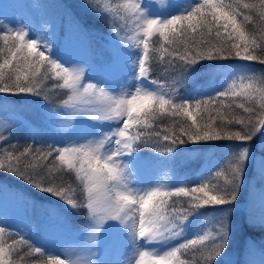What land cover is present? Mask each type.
Here are the masks:
<instances>
[{
    "label": "trees",
    "instance_id": "trees-1",
    "mask_svg": "<svg viewBox=\"0 0 264 264\" xmlns=\"http://www.w3.org/2000/svg\"><path fill=\"white\" fill-rule=\"evenodd\" d=\"M158 2L168 3L170 1L180 2L181 9L174 11H158L152 14V19L167 20L178 15H187V12L200 4L203 0H155ZM241 4V15L237 17L238 22H243V14H248L252 17L251 23H245V28L248 34L255 35L257 38L261 33V20L259 17V3L260 0H239ZM244 3L254 4V9H243ZM52 8L55 14L53 27L56 34L62 36L66 26H74L76 30L81 32L82 43L88 47L89 60L92 64L100 63V57L104 52L107 53V59H110V51L112 47L106 46V37L118 32L126 38L132 36L133 19L130 13H127L121 0H92L87 3L83 1L79 3L74 0H43L42 6ZM12 10L16 9L12 3ZM167 12V13H166ZM0 29V38H1ZM11 33V32H9ZM6 31V36L9 40L15 41V36ZM214 37V34H213ZM108 39V37H107ZM17 41H15L16 43ZM8 43V41H7ZM149 45V59L147 66L149 72L147 78H142L138 84L142 90L164 92L166 95L172 97L176 103L192 102L196 100H213L217 99L221 102L219 105L213 103L210 112H202L204 120L213 123L215 126H220L221 115L223 119V130L227 132H235L243 130L239 124H228L227 120L231 118L230 114L236 117L247 118L249 113L244 110L245 107H252L254 112L251 118L253 121L257 119V114L260 112L261 96L259 88L261 87L260 80L257 79L253 83V88L256 89L250 98L245 96H229L220 97L219 92L227 89L229 86H212L204 84L202 77L208 72L217 68H231L238 63L247 60H240L234 55L228 59L217 60H201L195 65H184L177 57V53L173 52L168 55L165 51L170 47H178L180 52H183L184 45L170 46L163 40L158 31H154L151 36L147 38ZM17 44V43H16ZM108 47V49L106 48ZM46 48H43L45 52ZM57 50V47H56ZM0 63L3 62L7 51L0 47ZM57 58H60L62 63H68L67 59H63L57 52ZM100 54V55H99ZM255 54L264 57V49L255 48ZM99 55V56H98ZM144 52L142 53V56ZM106 57V56H105ZM171 60L173 66L169 67L167 61ZM253 68L248 73V77L264 78V64L258 61H250ZM17 63L13 59V66ZM23 64V62H20ZM250 63V64H251ZM182 69H186L183 70ZM15 71L14 67L4 69L5 76ZM46 72V78L41 84V95L29 93H0V110L10 112L11 109L15 111L20 107H26L29 110H40L39 112L44 122L47 113H58L65 108V101L69 92L66 87L59 88L63 82L56 81L51 77L50 68L46 63L41 67V75ZM16 74L23 75V71H17ZM40 78L39 76L37 77ZM15 77L13 76V80ZM238 80L236 78L235 82ZM241 80V79H240ZM162 85L160 88L157 84ZM248 82V80H247ZM62 91V93H60ZM64 91V93H63ZM256 91H258L256 93ZM203 107V106H202ZM45 111V112H44ZM54 111V112H53ZM172 111L167 105L165 106V113H157L154 119L148 120L145 124L150 125L146 127L145 124L134 125L129 131L135 135L137 131L141 132H155L159 135L151 137L142 136L139 140L133 142V150L128 154L131 162L135 165L150 166L159 177L160 186L153 187V189L160 188L170 192H175L180 187L187 189L199 187L202 183H217L223 184L222 180L215 181L217 173H222L227 170L229 164L233 161L234 156L239 151L240 142L228 139H219L211 141H200L192 143L187 141L184 137L185 143L173 144L171 140H165L164 135L173 134L179 137L182 126H190L191 121L184 116H170L167 113ZM51 113V114H52ZM218 113L220 115H218ZM53 115V114H52ZM209 115L215 118L210 120ZM27 121V118H24ZM200 119V116H197ZM27 124V122H26ZM20 129H14L8 132L2 131L0 134V159L8 163V153H14L19 157L20 153L24 152L25 148H30L31 154L28 157H21V167L25 163L35 165L36 179L41 180L47 184L51 181L56 186L63 185L66 189V195L76 201L78 207L72 208L65 200L60 199L54 195L46 192H41L32 185L26 183L18 176L12 175L4 169H0V194L11 195L19 199L24 206L26 217L30 214L47 217L53 221H57L62 225H66L73 229H81L87 226L89 222V212L86 206L87 193L81 178H78L73 169H69L65 164L57 158L58 145L51 143L45 136L42 135L43 128L46 126L37 124L38 131L34 132L30 125H26ZM49 128V126H48ZM260 129L251 141H248L246 146L250 149L249 155L250 169L245 173L244 180L241 185V192L238 193L236 200L232 205H206L200 208L191 209L189 216L183 224L179 225L181 234L174 240H168L170 243L176 242L179 247L180 244L186 243L188 240L196 239L200 235L209 233L216 235V230L220 226V221L223 220L227 226L226 243L223 250L218 256L209 264H259L264 259V223L260 222V217L264 215V199L259 192L262 190L260 172L261 169H256L261 161H264V127L257 124ZM171 148V151L168 149ZM36 149L41 152L37 155ZM51 150L52 155L46 159H41L45 152ZM206 154L211 155L215 164L209 172L205 175H198L196 170L200 163L204 160L199 158ZM199 158L200 160H195ZM13 163L16 161L13 160ZM45 165L47 167H45ZM51 170V171H49ZM190 170V171H188ZM156 175V176H157ZM7 193V194H6ZM202 194H193L190 192L189 196H171L168 199L169 204L179 201L175 207L182 213L189 209L190 201L193 196ZM224 208H229L233 211V215L222 213ZM172 209L169 208V211ZM230 216V217H229ZM229 218V219H228ZM0 228L6 229L5 233L0 235V239L4 241L5 257L13 264H48L49 255L44 252H36L32 239L22 236L18 231L11 229L8 226L0 225ZM21 241L17 243L15 250L9 252V246L13 245V241ZM206 243H211L208 241ZM31 246V247H30ZM168 246H166L167 248ZM201 246H190L189 249H181L178 256L190 264H205L206 252L200 250ZM171 250V249H170ZM164 251H162L163 254ZM166 252V251H165ZM164 252V253H165ZM52 256V255H51ZM54 257V256H52ZM57 258V257H54Z\"/></svg>",
    "mask_w": 264,
    "mask_h": 264
},
{
    "label": "snow or ice",
    "instance_id": "snow-or-ice-1",
    "mask_svg": "<svg viewBox=\"0 0 264 264\" xmlns=\"http://www.w3.org/2000/svg\"><path fill=\"white\" fill-rule=\"evenodd\" d=\"M133 13L135 21L139 25L142 22L144 26V55L139 58V77L147 78L149 67L147 61L149 59V45L147 38L158 31L160 36L170 46L184 45L183 52H180L178 47H170L166 49L168 55L173 52L177 53V57L184 65H195L201 60H217L228 59L235 56L240 60L258 61L264 64V57L255 54V48L264 49V0L259 3V17L261 20V33L257 38L255 35L248 34L245 28V23H251L252 17L248 14H243V22H238L237 17L241 15V4L239 0H203V4L191 8L187 15L174 16L167 20L149 19L140 8V0H135L134 3L125 6ZM243 9H254L256 5L244 3ZM214 34V37H213ZM11 35V33H9ZM16 38L24 40L25 33L17 31ZM134 39V38H133ZM24 47L27 48V53L24 52ZM39 45L36 42H26L24 46H18L15 41L8 47L7 55L4 56L3 62L0 63V93L13 92V93H29L41 95V84L43 79L46 78V72L41 75V67L43 62L47 61L48 65L53 70L63 73L64 83L59 87H67L72 89L74 95L78 98L79 103L72 104L71 107L79 110V104L91 103V98L79 99L80 88H83L84 93H88L90 89L98 90L102 95L107 96L103 88H100L92 83L82 84L83 69H66L60 64L50 60L42 51H38ZM0 54H3L0 51ZM38 58V59H36ZM13 59L17 63L13 66ZM23 62L21 64L20 62ZM167 64L172 67V61L168 60ZM14 67L15 71L5 76L4 69ZM186 70V69H182ZM17 71H23V75L16 74ZM13 76L15 79L13 80ZM40 77L39 79L37 77ZM247 79L248 84H244L243 80ZM257 79L260 80L261 87L259 94L261 96L260 112L257 114V119L253 121L251 118L254 109L252 107H245L244 110L249 113L247 118L236 117L230 114L231 118L227 120L228 124H239L243 130L235 132H227L223 130V119L221 115V125L215 126L213 123L204 120L202 112H210L211 105L221 103L218 99L213 100H196L192 102L176 103L175 100L160 91L142 90L136 88V94L132 95L131 99L125 97L112 98V103L106 104L103 108L104 115L98 116L91 113L90 119L94 120H114L118 123L122 120L123 127L113 130L109 135L95 146H85L84 148H57L56 152L59 154L58 159L62 164L67 165L69 169H75L76 164H80L77 170V176L83 173L82 182L84 183L87 192L86 206L89 212L90 219L95 223L98 221L118 220L121 224L129 230V236L132 238L133 244L137 240H144L146 243L160 242L176 239L180 234L179 225L183 224L189 216L191 209L200 208L206 205H232L236 200L237 192L239 190L244 168L247 159L249 158V150L246 146L248 141H251L256 135L259 128L257 124L264 127V78L257 77H241L240 90H236L235 81L227 89L219 92L220 97L229 96H245L250 98L253 91V83ZM157 84L156 81H153ZM162 88V85L157 84ZM72 98L70 97V100ZM127 105V107H125ZM168 106L172 111L167 114L170 116H184L191 121L190 126H182L181 134L179 137L164 135V139L171 140L173 144L185 143L184 137L187 141L198 143L200 141H211L219 139L235 140L240 142L239 151L234 156L233 161L229 164V172L224 176L223 184L217 183H202L199 187L189 189L185 187L178 188L174 193L163 190L160 188L148 191L145 195L137 196L127 191L122 172L117 171L118 165L114 157L130 153L133 150V142L139 140L142 136L151 137L159 135L153 132L137 131L135 135L129 131L134 125L145 124L146 121L154 119L157 113L164 114L165 106ZM65 106H69V101H65ZM203 106V107H202ZM127 119H123V117ZM218 115H220L218 113ZM200 116V119H197ZM210 120H215L214 117L209 115ZM146 127L150 125L145 124ZM113 137H119L115 140L116 149H109L101 154V150L106 144H111ZM3 137H0L2 139ZM172 149L169 148L168 151ZM30 148H25L24 152L20 153L17 157L14 153H8V163L0 159V169H4L12 175L18 176L26 183L32 185L41 192H46L62 200H65L72 208H77L78 205L75 200L66 195V189L63 185L56 186L49 181L47 184L41 180H37V173L35 172V165L25 163L21 167V157H28L31 154ZM37 155L41 152L36 149ZM52 152L49 150L45 152L41 159H46L51 156ZM16 162L13 163L12 161ZM103 161V163H101ZM85 163L87 167L85 168ZM45 167H47L45 165ZM51 171V170H49ZM260 174L264 176V167H261ZM224 175L217 173V177ZM111 181V187L108 182ZM105 191L104 196H100L101 190ZM116 191L115 198L112 197V191ZM202 194L193 196L190 201L189 209L184 210L182 213L175 205L179 201L169 204L168 197L171 196H189V194ZM138 205L139 210V228L136 229V221L134 216H130V212L135 211L131 206ZM169 208L172 210L169 211ZM229 208H224L222 213H229ZM128 220L132 224L127 223ZM260 222L264 223V215L260 217ZM6 229L0 228V235L5 233ZM227 237V226L220 221V226L216 230V235L205 233L198 236L196 239L188 240L186 243L180 244L179 247L171 248L163 255H158L153 252H145L137 248L139 251V261L137 264H190V262L181 259L178 253L181 249H189L190 246H201L200 250L206 252L205 264L212 262L216 256L225 247ZM211 241V243H206ZM24 241H13V245L9 246V252L15 250L17 243ZM31 247V246H30ZM36 252H41L39 248L34 249ZM0 264H13L5 257L4 241L0 239ZM48 264H73L70 260L62 258H54L49 255ZM87 264V262H84Z\"/></svg>",
    "mask_w": 264,
    "mask_h": 264
},
{
    "label": "rangeland",
    "instance_id": "rangeland-1",
    "mask_svg": "<svg viewBox=\"0 0 264 264\" xmlns=\"http://www.w3.org/2000/svg\"><path fill=\"white\" fill-rule=\"evenodd\" d=\"M74 1L79 3L87 1L88 3L92 0ZM134 2L135 0H121V4L124 7ZM12 3L16 8L14 10H12ZM42 3L43 0H0V29L2 30L0 47L4 51H7L9 45L12 43V40H9L6 36V31L8 33L11 32L15 36L18 46H24L26 42H36L39 45L38 51H42L50 60L60 64L62 67L70 70L75 68L83 69L82 84L92 83L103 88L104 92L108 95H102L96 89H90L88 93H84L81 87L79 99L91 98V103L79 104V110L77 111L71 105L79 103V100L74 95L72 89L66 87L69 91L66 98V101H69V106L61 109L60 114L54 111V113L51 112L53 115L47 113L45 122L39 113L43 112V108H40L39 111L37 109L32 111L26 107H20L16 109V113L12 109L6 113L0 110V134L3 133L2 131L9 132L10 129L23 128L26 122V125H30L34 133L38 131L36 128L38 123L46 126L47 121V127L46 129L43 128L42 135L51 143L60 145V148L95 147L99 141L103 140L113 130L119 127L122 128L123 122L122 120L119 123L114 120H94L90 119L89 115L85 113L103 116V108L106 104L112 103V98L125 97L126 99H131L132 95L136 94V88L139 86V82L142 81V78L139 77L138 61L143 53L144 26L142 22L138 25L133 13L125 7L134 22L132 36L126 38L116 31L109 34L107 36L108 39L106 37V46H109V49L112 47L110 51L111 57L108 60L107 53L104 52L100 56L103 57L99 59L100 63L96 65L92 64L89 60L88 47L82 43L81 32L76 30L74 26H66L64 28L65 33L62 36L56 34V30L53 27L55 14L52 12V8L46 5L42 6ZM140 8L149 19H152L154 17L152 14H156L158 11H170L171 9L177 11L181 9V3L170 1L163 4L155 0H140ZM21 30L25 33L24 40L17 39L15 35L17 31ZM43 48H46L45 52ZM106 48L108 49V47ZM58 51L61 58L67 59V64L66 62L62 63L60 58H57ZM24 52L27 53L26 47H24ZM43 63H46L47 67L50 68L51 77L56 81L55 83L58 81L64 83L63 73L53 70L47 61ZM250 63V61L249 63L243 61L235 67L213 69L202 77V80L206 85L226 87L232 85L233 81L238 78L235 84L237 86L236 90L239 91L241 77H248V73L253 68L252 63ZM243 83L248 84L249 81L247 82V79H244ZM253 92L252 94H255ZM70 97L72 98L71 100ZM25 117L27 121H25ZM123 119H127L126 115ZM118 138L113 137L111 144H106L101 150V154L109 149H116L118 146L115 140ZM249 152L251 153L250 149ZM250 153L249 155H251ZM199 158L204 161L199 164L196 172L198 175H205L215 165L213 164L214 159L209 154ZM199 158L195 160H200ZM114 160L118 165L117 171L123 174L127 191L137 196V199L140 195H145L148 191L153 190V187L160 186L159 177L161 176H158L150 166L133 164L128 153L116 156ZM84 166L86 168L88 166L87 163ZM261 167H264V161L255 166L256 169H261ZM79 168L80 164L77 163L75 169H73L76 174ZM226 169L225 173L222 172L224 175L220 177L215 176V181L218 182L219 179L222 182L224 181V176L228 174L229 167ZM249 169L250 160L248 158L237 195L241 192L242 181ZM80 177L82 179V172L80 173ZM260 179L262 190L259 192V196L262 195L264 199V176L260 175ZM111 185L112 182L109 181L108 186L111 187ZM116 191H120V189L112 191L111 195L113 198L116 196ZM105 194L103 189L99 193L101 197ZM9 196L5 195V193L0 194V225L8 226L18 231L22 236L32 239L34 246L48 255L62 258L66 261L70 260L73 264H84V262H87V264H137L140 259L137 248L142 251L163 255L172 246L178 245L176 242L170 243L168 240L153 243L137 240L134 245L132 238L129 236L130 229L118 220H106L94 223L89 217V222L85 228L73 229L65 224L62 225L57 221L47 219V217H41L38 214H30L26 217L25 211L27 209H23L24 205L19 202L18 198ZM131 207L135 211L130 212V216L135 217L136 229L138 231V205ZM228 215H233V211H230ZM127 223L131 225L132 221L128 220ZM166 246L168 247L166 248ZM162 251H164L163 254ZM261 262L259 264H264V259H261Z\"/></svg>",
    "mask_w": 264,
    "mask_h": 264
},
{
    "label": "clouds",
    "instance_id": "clouds-1",
    "mask_svg": "<svg viewBox=\"0 0 264 264\" xmlns=\"http://www.w3.org/2000/svg\"><path fill=\"white\" fill-rule=\"evenodd\" d=\"M145 252H147V251H145Z\"/></svg>",
    "mask_w": 264,
    "mask_h": 264
}]
</instances>
